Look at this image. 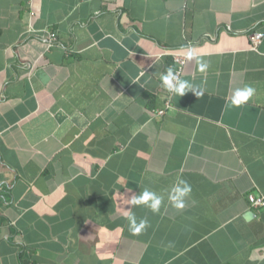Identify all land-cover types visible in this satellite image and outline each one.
<instances>
[{
    "label": "crops",
    "instance_id": "crops-1",
    "mask_svg": "<svg viewBox=\"0 0 264 264\" xmlns=\"http://www.w3.org/2000/svg\"><path fill=\"white\" fill-rule=\"evenodd\" d=\"M189 46L182 80L202 94L166 108L170 52ZM144 189L159 212L126 205ZM250 194L264 196V0H0V264H264Z\"/></svg>",
    "mask_w": 264,
    "mask_h": 264
},
{
    "label": "clouds",
    "instance_id": "clouds-1",
    "mask_svg": "<svg viewBox=\"0 0 264 264\" xmlns=\"http://www.w3.org/2000/svg\"><path fill=\"white\" fill-rule=\"evenodd\" d=\"M207 67L206 64H201L200 69L203 71ZM163 86L168 89V91L183 96L187 92L194 93L197 97L202 94V92L194 85L186 80L180 79L174 74L171 67L168 68L167 73L162 76ZM255 94V88L252 86H246L243 89H237L231 101L230 106L239 107L245 102H247ZM191 194V185L183 179L178 180V182L171 188L168 193V200L176 207L183 208L185 199ZM163 197L158 195L154 191L144 189L138 195H132L127 198L126 205L135 206H146L153 213H157L163 202ZM130 209V208H129ZM129 222V231L132 234H140L142 231L146 230L149 226V222L146 218L138 219L135 214H129L127 216Z\"/></svg>",
    "mask_w": 264,
    "mask_h": 264
},
{
    "label": "built area",
    "instance_id": "built-area-1",
    "mask_svg": "<svg viewBox=\"0 0 264 264\" xmlns=\"http://www.w3.org/2000/svg\"><path fill=\"white\" fill-rule=\"evenodd\" d=\"M32 15H34V12H31ZM55 39V38H53ZM251 40L253 47H257L259 43L262 40V34L255 33L251 35ZM170 54L173 56L175 67H174V74L177 75L180 79H182V76L184 74V68L187 64V61L189 58L195 56L194 48L189 46L188 50L186 52H179V51H171ZM166 88V87H165ZM168 98L166 101V108H169L171 106V100L175 93L168 91L166 88ZM166 112V109H159L155 111L156 116H163ZM249 200L251 202V205L258 207V206H264V196L256 197L253 194L249 195Z\"/></svg>",
    "mask_w": 264,
    "mask_h": 264
}]
</instances>
